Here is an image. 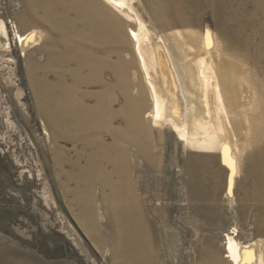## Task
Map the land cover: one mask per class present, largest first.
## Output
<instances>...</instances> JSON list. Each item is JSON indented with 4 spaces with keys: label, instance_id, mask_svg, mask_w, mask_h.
<instances>
[{
    "label": "bare ground",
    "instance_id": "6f19581e",
    "mask_svg": "<svg viewBox=\"0 0 264 264\" xmlns=\"http://www.w3.org/2000/svg\"><path fill=\"white\" fill-rule=\"evenodd\" d=\"M19 1L20 15L14 23L37 105L55 115L65 129L86 130L92 148L84 173L87 197L91 199L95 180L104 178L110 188L103 201L111 235L98 241L111 244L117 263L158 264L166 253L180 250L179 235L169 232L166 220L153 224L159 210L144 204L155 167L150 131L139 129L126 137L111 125L110 103L117 90L129 88L125 74L135 59L152 99L148 116L153 125L170 127L193 151H219L228 170L229 198L238 162L226 128L235 135L248 132V142L254 143L248 159L264 211V0H144L152 29L135 10L133 0ZM207 15L217 22L221 42L214 40L209 27L202 33L184 28L200 24ZM26 27L30 30L23 32ZM33 46H37L34 54L40 56L36 60L26 54ZM126 51L132 60L125 59ZM107 72L115 83L105 80ZM94 87L99 89L91 90ZM144 88L141 82L132 86L140 97ZM103 131L112 142L101 140ZM126 139L135 153L121 146ZM103 161L111 165L110 172ZM133 171L137 173L135 188ZM94 227L88 225L87 230L95 239ZM65 229L73 235L69 225ZM263 230L261 226L256 232L260 235ZM213 240L191 243L196 264L224 262ZM259 241L242 245L227 235L225 262L264 264V242Z\"/></svg>",
    "mask_w": 264,
    "mask_h": 264
},
{
    "label": "rangeland",
    "instance_id": "374dc122",
    "mask_svg": "<svg viewBox=\"0 0 264 264\" xmlns=\"http://www.w3.org/2000/svg\"><path fill=\"white\" fill-rule=\"evenodd\" d=\"M143 1L133 0L132 4L152 29ZM19 10V0H0V25L3 26H0V240L14 242L46 258L72 264H119L113 259L111 244L98 241L108 240L111 235L103 201L110 194V188L104 178L95 180L90 188L91 199L87 197L84 173L90 163L92 148L86 130H79V133L75 128L67 130L55 115L38 107L25 54L17 40L18 29L14 21H18ZM118 16L126 21L123 16ZM205 27L211 29L215 41H222L218 24L210 15L200 24L184 28L202 33ZM24 29L23 32L30 30ZM34 47L37 46L27 48L26 54H31L36 60L40 56L34 54ZM126 54L127 51L123 55L128 57L125 59L132 60ZM135 60L125 74L128 75L129 88L117 90L110 103L113 112L111 125L122 130L126 137L139 129L150 131L155 167L149 177V187L145 192L149 197L144 199V204L159 210L158 215L150 214L155 220L153 224L166 220L169 232L178 234L181 242L179 251L166 253L158 262L196 264V253L191 252V243L212 237L216 249L225 259L222 264H228L225 262L228 261L225 257L227 235L234 236L242 245L259 240L264 242V230L260 235L256 232L258 227L264 226V211L259 203L263 196L257 189V180L253 178L256 174H252V164L248 159L254 143L248 142L246 130L235 135L226 128L227 140L232 143L238 162L229 198L226 195L228 170L221 163L219 151H193L184 147L170 127L153 125L148 116L152 99ZM104 78L116 82L111 72H107ZM138 82L146 89L143 97L132 89ZM98 89L94 87L91 90ZM101 140L106 143L113 141L111 135L104 131ZM120 144L130 153H135V147L127 139ZM131 158L138 163L133 155ZM103 165L106 172L111 171V165L105 161ZM136 175L133 171V188ZM86 223L95 226L97 238L91 237ZM66 225L70 226L73 235L66 232Z\"/></svg>",
    "mask_w": 264,
    "mask_h": 264
},
{
    "label": "water",
    "instance_id": "95a60500",
    "mask_svg": "<svg viewBox=\"0 0 264 264\" xmlns=\"http://www.w3.org/2000/svg\"><path fill=\"white\" fill-rule=\"evenodd\" d=\"M0 264H72L70 262L50 259L34 253L11 242L0 240Z\"/></svg>",
    "mask_w": 264,
    "mask_h": 264
}]
</instances>
